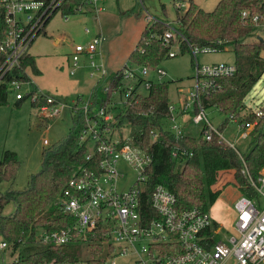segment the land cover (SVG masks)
<instances>
[{"label":"built area","instance_id":"2783aa9c","mask_svg":"<svg viewBox=\"0 0 264 264\" xmlns=\"http://www.w3.org/2000/svg\"><path fill=\"white\" fill-rule=\"evenodd\" d=\"M100 1L86 0V3L97 12L101 9ZM62 2L63 0H0L4 21L3 28H0V82L20 65L22 57L28 52L35 38L44 32L46 24L57 13ZM83 10L84 8H79L78 12ZM68 16L63 18L67 20ZM145 18L152 19V22L158 21L150 15ZM241 18L253 24L255 29H261L264 34V22L257 13L243 10ZM164 24L166 29L162 36L163 43L170 46L167 57L180 53L181 40L187 43L193 56V84L186 90L185 96L179 97V110L191 111L192 122L203 123L205 139L209 140L216 133L221 142L234 147L233 143L222 137L217 126L209 121L206 109L201 104V94L212 86L216 78L233 75L236 71L235 63H200L197 59L199 52L216 49L212 46H193L186 41L178 27ZM175 34L178 39L171 44ZM100 44V36L87 43L74 44L69 59V73L74 75L80 66H84L88 70V76L95 78L93 87L101 82L107 89L108 82L104 78L108 71ZM174 44L177 45L176 49H172ZM81 56L86 58L84 64ZM149 71L157 73L156 81H162L166 74L162 69L126 64L122 86L113 89V96L103 105L92 101L93 88L89 94L78 95L67 104L37 88L34 90L29 87L27 92L21 91L22 84H31V80L10 81L9 90L16 89V101L28 98L32 103L42 96L45 102L36 108L43 118L56 116L66 106L70 108L72 115L79 114L83 118L78 138L80 144L87 147L85 159L88 165L78 169L69 178L66 188L54 203L63 214L73 218L74 223L59 230H41L38 233L39 238L36 239L61 245L78 239L85 240L88 235L100 236L92 241L101 248L97 259L88 250L89 257L81 260L79 264H95L94 260H99L101 264L261 263L264 261V165L256 178L244 166L241 169L245 178L244 184L236 180L232 182L236 189L241 190L233 204L235 234H223L222 226L210 217L208 210L203 211L197 207L179 210L175 195L160 183L153 187L149 197L152 213L146 212L141 193L145 188L146 171L152 158L126 141L122 131L118 130V124L120 111L141 94L140 86L143 85L148 90L154 82L145 78ZM263 106L264 103L260 108L252 110L256 116L252 122L239 121L246 114L241 113L242 108L238 114L229 113L225 118L243 130L239 136L245 138L257 123V119L264 115ZM168 107V129L175 136H179L183 130L175 114V105L170 103ZM150 134L152 140L158 136L156 131H151ZM43 144H48L46 138L43 139ZM171 154L175 156L176 150ZM124 164L133 169L136 176L125 189H120L119 183L124 172L119 165ZM224 185L226 186H222ZM245 190H249L252 195L245 193ZM5 247L6 243L0 242V250Z\"/></svg>","mask_w":264,"mask_h":264},{"label":"trees","instance_id":"16d2710c","mask_svg":"<svg viewBox=\"0 0 264 264\" xmlns=\"http://www.w3.org/2000/svg\"><path fill=\"white\" fill-rule=\"evenodd\" d=\"M85 6L93 11V6L86 3V0H63L57 12L61 16L72 15ZM243 10L257 13L264 22V0H219L210 11L200 8L194 0H188L185 8L178 6L176 11L178 30L188 43L199 48L212 46L216 50L229 47L234 52V74L216 78L212 86L201 94L204 109L214 107L225 115L239 113L245 97L264 72V58L261 56L264 40H248L256 29L249 21L241 18ZM3 23L0 9V28H3ZM165 29V24L159 20L145 25L128 56L132 65L155 68L167 57L170 46L163 43ZM177 39L175 34L170 43ZM179 50H189L185 41L181 40ZM1 60L0 54V63ZM28 68L34 74L39 72L35 58L27 52L20 65L0 82V105L7 103L11 80L28 79ZM125 71L126 63L114 73H108L104 78H108L107 89L101 82L93 87L92 101L98 105L106 104L112 90L122 86ZM168 83L164 80L152 82L146 94L138 95L119 113L118 127H128L125 140L152 158L146 171L147 180L141 201L144 208H147L146 212L151 214L149 197L153 187L160 183L175 195L179 210L192 207L209 210L221 193V188L212 187L217 172L228 174L229 183L236 180L244 184L245 178L241 173L244 166L256 178L264 165V115L257 119L250 130L251 140L242 152L221 142L216 133L209 140L205 139L202 132L204 127L198 136L186 132L175 136L167 126L170 117ZM44 102L40 95L31 105L39 107ZM52 119L45 118L48 122ZM71 119L68 134L57 144L42 149L40 169L29 175L27 186L23 189L9 187L0 192L1 242H5L6 247L11 249L12 256L15 255L9 264H78L84 259V251L90 250L96 259L99 255L100 246L92 242L100 237L98 235H88L85 240L78 239L61 245L36 239V234L41 230H59L74 223L73 218L63 214L54 204L66 188L69 178L78 169L88 165L85 159L87 147L80 144L78 138L83 118L74 114ZM255 119L254 112L250 110L239 121L252 122ZM228 122L225 118L217 126L218 132H223ZM151 131L158 133L155 140L151 139ZM173 150H176L175 156L171 154ZM18 167L16 152L4 150L0 158V182L14 181ZM245 193L252 195L249 190H245ZM8 203H13L15 209L13 213L5 215L2 211ZM94 261L95 264H101L99 260Z\"/></svg>","mask_w":264,"mask_h":264},{"label":"rangeland","instance_id":"374dc122","mask_svg":"<svg viewBox=\"0 0 264 264\" xmlns=\"http://www.w3.org/2000/svg\"><path fill=\"white\" fill-rule=\"evenodd\" d=\"M218 1L194 0L205 11L213 9ZM187 3L188 0H104V2L101 0L99 6H103V10L99 12L95 10L85 13L78 12L69 15L67 20L59 12L55 13L46 24V33L38 35L28 48V53L35 58L39 72L34 74L29 68L26 69L28 81L31 80L32 82L31 84L23 83L20 90L27 92L29 87L34 90L37 88L67 104L79 94H89L90 90L88 91V89L95 83V78L88 76L87 68L80 66L74 75L69 73V59L74 44L87 43L92 38L100 36V47L103 50L105 67L108 73H114L125 63L131 64L128 60L129 53L134 49L145 25L152 22V19L145 18L146 15L177 28V7L185 8ZM134 6L136 8L131 12ZM259 37L260 39L264 38L263 31L256 29L248 40H258ZM54 38H59V41L55 43ZM176 47L177 45L174 44L172 49H176ZM261 56L264 58V51L261 52ZM197 59L200 63L234 62V52L229 47L224 50L199 52ZM192 60V52L186 50L174 57L162 59L155 67L164 70L166 73L162 79L169 82L168 97L170 103L175 105V114L180 106V103L177 104V93L185 96L186 90L193 84ZM81 61L84 64L86 58L81 56ZM145 78L156 81L157 73L149 71ZM139 90L143 95L147 92L143 85L140 86ZM15 92L16 89L11 90L8 94L7 103L0 105V158L6 149L15 151L19 160V167L14 181L0 182V192L9 187L25 188L29 175L40 169L42 149L57 144L68 134L72 125V114L68 106L63 107L48 122L39 114L37 108L31 105L28 98L16 102ZM263 103L264 72L245 97L241 113L256 110ZM205 111L209 121L214 126H218L226 116L214 107L207 108ZM183 115L187 116L185 120H181L179 117ZM176 117L183 132L194 136L199 135L203 123H193L191 111H179ZM167 126H169L168 121ZM118 130H121L124 136L128 134L126 125L120 126ZM242 131L236 127L234 122H229L222 132V137L227 142L233 143L234 147L241 152L246 149L251 140L250 135L245 138L240 137ZM44 138L48 140L46 145L43 144ZM119 168L124 172L119 188L125 189L134 180L136 172L125 164L119 165ZM228 177L225 172L216 173V181L212 187L221 188V193L208 210L210 217L221 224L222 233L227 235L235 234L233 204L241 194V190L236 189L233 183H229ZM223 184H226L224 189ZM14 209V204L8 203L3 208L2 213L9 215L13 213ZM38 235L36 234V238H39ZM10 252L11 249L7 247L4 248V251L0 250V264H9L14 260L15 255L12 256ZM87 257L89 255L84 251L82 259ZM43 264L58 263L45 262ZM259 264H264V261Z\"/></svg>","mask_w":264,"mask_h":264},{"label":"crops","instance_id":"0c3cea01","mask_svg":"<svg viewBox=\"0 0 264 264\" xmlns=\"http://www.w3.org/2000/svg\"><path fill=\"white\" fill-rule=\"evenodd\" d=\"M102 2H104V0H102ZM101 7V6H100ZM90 9L87 7V6H85V8H84V10L82 11V13H85L86 11L88 12ZM101 10H103V6L101 7V9H99L98 10V12L99 11H101ZM89 12H91V11H89ZM49 22V21H48ZM45 29H46V27H45ZM46 33V30H44V32H43V34H45ZM59 41V38H54V42L56 43V42H58ZM72 49H73V47H72ZM92 87H93V85L91 86V87H89V89H88V91L89 90H91L92 89ZM178 95H177V104L179 103V97H181V96H183V95H180L179 93H177ZM79 95H84V94H79ZM16 101V100H15ZM16 102H18V101H16ZM174 103V102H173ZM179 109L176 111V115H178V113H179ZM180 117V119L181 120H185L186 119V115H183V116H179ZM178 117V118H179ZM224 189V188H223ZM214 221H216V222H218L217 220H214ZM219 223V222H218ZM220 224V223H219ZM221 225V224H220Z\"/></svg>","mask_w":264,"mask_h":264}]
</instances>
